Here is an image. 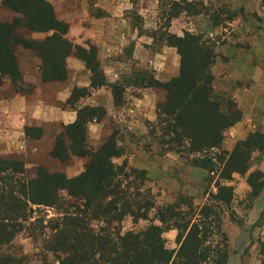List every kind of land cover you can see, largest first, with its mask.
Segmentation results:
<instances>
[{"label": "trees", "instance_id": "trees-1", "mask_svg": "<svg viewBox=\"0 0 264 264\" xmlns=\"http://www.w3.org/2000/svg\"><path fill=\"white\" fill-rule=\"evenodd\" d=\"M2 4L18 15L11 21H0V73L9 76L15 85L21 87L15 56V47L21 45L38 52L42 59L44 81L62 79L66 73L64 57L70 51L71 44L63 38L67 26L56 19L51 4L46 0H3ZM47 31L53 32L44 40L27 37L28 32ZM165 40L178 49L180 72L165 83H158L151 77L148 79V83L166 92L164 101L157 106L158 120L166 126L163 127L166 135L174 137L172 142L178 143L180 152L184 148L192 154L221 148L224 133L240 120L241 112L234 107L233 100L216 94L212 88L213 52L202 46L200 37L188 31L183 36L168 33ZM93 54L94 49L85 58L94 71L93 85L96 86L104 82L102 73L94 64ZM112 88L119 104L121 88L117 85ZM86 92V89L75 88L70 101ZM103 114L102 108L85 106L78 110L77 120L64 126L55 137L50 155L61 163H69L72 155L89 158L85 169L77 176L67 177L63 171L50 172L42 166H38L34 175L29 176L23 155L0 157V248L21 231V222L28 218L32 205H54L59 200L61 190L84 198L89 207L100 203L106 196H116L121 167L114 166L111 159L121 154L120 148L113 137H109L94 150L88 145L86 137V123ZM241 154L244 153L239 149L229 154L225 164L229 174L224 178H229L231 172L242 173L247 169L244 163L240 165L243 162ZM193 163L210 170L215 166L208 156L194 159ZM255 176H262V173L253 171L248 177V183L256 193L258 184ZM219 189L228 190L231 197L232 186H220ZM113 202L115 200L111 198L109 204L99 208L106 224L121 221L127 213L135 220L147 218V214L140 210L147 209L149 202H127L121 204L122 209ZM177 218L184 219L180 217V212L169 208L166 213L158 214L161 224L151 223L140 231L122 233L120 229L107 232L105 228H99L95 231L81 214L66 216L63 223L54 224L56 230L47 248L56 255L60 264H203L207 257L203 244L208 236V228L205 225L200 227L199 223H193L188 228L189 221L180 224L170 222ZM169 228L178 229L177 241L180 245L176 258L174 251L166 247L163 238V233ZM226 257V252H223L221 263L224 264ZM12 261V257L0 254V264H11Z\"/></svg>", "mask_w": 264, "mask_h": 264}, {"label": "rangeland", "instance_id": "rangeland-1", "mask_svg": "<svg viewBox=\"0 0 264 264\" xmlns=\"http://www.w3.org/2000/svg\"><path fill=\"white\" fill-rule=\"evenodd\" d=\"M2 2L0 0V21H11L18 13L4 7ZM173 14L179 15L180 27H189L188 30L184 28L180 36L188 31L200 37L202 46L213 52L212 88L216 94L232 100L214 87L213 66L226 54L227 57H236L239 48L264 50V0H160L158 15L162 27L168 25ZM158 35L162 39L168 37L167 31L163 30ZM234 107L237 109L236 104ZM139 123L140 126L134 129L133 123L129 126L117 116L101 143L93 145L88 141V145L97 150L113 137L120 148L121 154L111 159L114 166L121 167L116 196H106L100 203L89 207L84 198L61 190L54 205L31 206L28 218L21 222V231L8 244L1 246L0 254L12 257L11 264H60L47 246L56 230L54 224L63 223L64 217L81 214L95 231L99 228H105L107 232L120 229L123 233L140 231L151 223L161 224L158 214L166 213L170 208L184 218L172 219V224L189 221L188 228L193 223L208 228L203 244L207 257L203 264H223V252L227 254L224 264H264V150L260 149H264V132L255 130L243 139L231 141L227 140L229 136L225 132L221 148L192 154L186 148L178 151V143L172 142L174 137L170 134L166 135L163 128L166 126L161 125L158 117L153 121L143 120V123L139 120ZM237 149L244 153L241 154L243 162L239 163H244L247 169L242 173L231 172L229 178H224L229 174L225 168L229 154ZM12 154L17 153L0 152V157ZM23 156L29 176L34 175L38 166L54 172L63 171L66 165L43 148ZM207 156L215 162L212 170L193 163L194 159ZM244 157L248 159L244 160ZM88 160H85L84 169ZM257 170L262 176L254 177L258 184L255 193L248 177ZM220 186H232L231 197L230 192L221 191ZM111 198L120 209L121 204L127 202H149L147 209L140 210L147 214V218L135 220L127 213L121 221L106 224L99 208L109 204ZM97 216L101 217L96 219ZM177 234L176 228L163 233L165 245L174 251V257L180 245Z\"/></svg>", "mask_w": 264, "mask_h": 264}, {"label": "crops", "instance_id": "crops-1", "mask_svg": "<svg viewBox=\"0 0 264 264\" xmlns=\"http://www.w3.org/2000/svg\"><path fill=\"white\" fill-rule=\"evenodd\" d=\"M46 1L56 19L67 26L63 38L71 49L64 57L66 73L62 79L44 81L38 52L15 47L22 82L20 87L0 74V152L28 155L41 148L50 152L56 135L73 124L85 106L104 110L101 117L86 123L87 141L93 145L108 135L117 116L129 126L133 123L134 129L140 126L139 120H155L166 92L148 79L169 81L179 75L181 60L178 49L158 32L180 35L184 28L188 30L179 26V15L162 27L160 0ZM52 32H32L27 37L44 40ZM92 49L104 82L96 86L85 58ZM236 51V57L226 54L213 66L214 87L228 94L241 112L240 120L226 131L228 141L243 139L255 130L264 132V50ZM116 85L121 88L119 104L112 88ZM75 88L87 92L70 101ZM85 160L72 155L63 172L67 177L79 175Z\"/></svg>", "mask_w": 264, "mask_h": 264}]
</instances>
